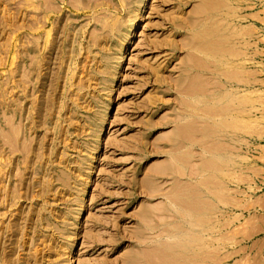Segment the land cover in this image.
<instances>
[{
    "label": "rangeland",
    "instance_id": "1",
    "mask_svg": "<svg viewBox=\"0 0 264 264\" xmlns=\"http://www.w3.org/2000/svg\"><path fill=\"white\" fill-rule=\"evenodd\" d=\"M200 1L0 0V264H147L162 246L181 264H264V0L208 16ZM203 28L233 35L225 61L189 45ZM184 71L216 102L187 94ZM187 119L212 136L176 149ZM179 182L211 204L200 224Z\"/></svg>",
    "mask_w": 264,
    "mask_h": 264
},
{
    "label": "bare ground",
    "instance_id": "2",
    "mask_svg": "<svg viewBox=\"0 0 264 264\" xmlns=\"http://www.w3.org/2000/svg\"><path fill=\"white\" fill-rule=\"evenodd\" d=\"M228 2V0H218V1H215L214 2V4L211 2V1H209V0H203L202 2L200 1V6L199 7H196V13H198L199 12V14H202L203 12V15L205 14V12H206V15L208 16V14L207 13H211V12H213V11H215V9H219V8H223V6H225V3L226 4H228L227 3ZM146 1H144L142 4H143V6H142V8H144L145 6H146ZM230 5V4H229ZM228 5V6H229ZM194 10V11H195ZM220 10H222V9H220ZM197 16V15H196ZM139 16L138 15H136V17L134 18V21H133V24H132V26L135 24V22L137 21V18H138ZM202 17V16H201ZM206 17V16H205ZM212 16L210 15V18H211ZM213 18H214V16H213ZM212 18V19H213ZM201 19V18H200ZM203 20H204V18H202ZM207 19V18H206ZM205 19V20H206ZM215 19V18H214ZM213 19V20H214ZM209 19H207L206 20V22L208 21ZM198 21L199 22H203V21H201V20H199L198 19ZM192 22H194V21H192ZM198 22V23H199ZM196 24V23H195ZM195 24H193L194 26H192V23H191V26H192V28L193 29H195V26L197 25H195ZM199 24H201V23H199ZM203 24V23H202ZM226 24H228V23H226ZM229 25H231V23H229ZM198 26V25H197ZM206 26V25H205ZM227 26V25H226ZM225 26V27H226ZM230 27V26H229ZM206 28V27H205ZM208 28V27H207ZM227 28V27H226ZM209 29V28H208ZM201 30V29H200ZM220 29H218V31L217 30H212V31H210V30H207V29H205L204 30V28L201 30V32H198V33H194V34H192V41H190L189 42V45L191 46V47H193V48H195V50H198V51H200V52H204L205 54H207L208 56L210 55V57L211 56H213V58L215 57H219L218 59H217V62H216V65L219 63V61L220 62H222L223 60L225 61L227 58H228V55L230 54V52H231V50L232 49H230L232 46H228V43H231L229 40L231 39V37H233V35L231 34V33H229L228 31H226V30H224V31H219ZM199 31V30H198ZM226 31V32H225ZM221 32V33H220ZM228 33L231 35H228ZM210 34L213 36V38L215 37V38H217V39H210V41L206 38V37H209L210 36ZM238 34V33H237ZM236 34V36L237 37H239L238 35ZM211 36V37H212ZM210 38V37H209ZM234 38H235V35H234ZM233 39V38H232ZM237 39V38H236ZM234 40V39H233ZM232 40V41H233ZM127 41H130V38L127 40ZM233 49H235L234 47H233ZM201 53V54H202ZM203 53V54H204ZM232 54H234V53H232ZM193 55V54H192ZM204 56H206V55H204ZM199 57H201V56H199ZM198 57V58H199ZM230 57V56H229ZM189 58V59H188ZM202 58V57H201ZM206 58V57H205ZM204 58V59H205ZM226 58V59H225ZM187 59H188V61L189 62H192V64L194 65V63H195V65L196 66H199V67H204V65L205 64H207L206 62H203V59L202 60H200V59H198V60H194V57L193 56H189V57H187ZM208 59L209 58H207V60L206 61H208ZM194 60V61H193ZM188 62V64L189 65H187V64H185V65H187V66H190L189 67V69H191L192 70V64L191 63H189ZM208 62H210V61H208ZM229 64H230V61H229ZM194 65V66H195ZM209 65V68H210V64H208ZM211 65H213V64H211ZM215 65V66H216ZM223 65H225V64H223ZM206 66V65H205ZM217 67H219V66H217ZM216 68V67H215ZM227 70V69H226ZM228 71L229 70H227V76H229L230 75V73H228ZM186 72V75H187V78H188V80L190 81V84L188 85V86H186L185 88H186V92H187V94H189V95H191V97L193 96V95H197V93H199V95L201 94V98L202 99H204V100H209L208 102H211L210 100H214L215 98H217L216 97V93H214V92H210V90H209V87H208V90H207V87L205 86L206 84H204V83H206V82H204L202 79H201V76L200 75H197V74H192L191 72H187V71H184V73ZM229 74V75H228ZM193 75V76H192ZM185 76V75H184ZM226 76V77H227ZM232 76V75H231ZM230 77V76H229ZM228 77V78H229ZM186 78V79H187ZM230 78H232V77H230ZM228 81H231V79H228ZM185 82V81H184ZM223 85H225V84H223ZM208 86V85H207ZM226 88V87H225ZM214 91H215V89H213ZM218 90V89H217ZM225 91L226 90H224L223 92L225 93ZM185 92V91H184ZM185 92V93H186ZM227 92V91H226ZM229 93V92H228ZM227 93V94H228ZM206 94H209V95H211L212 97H209V96H207ZM226 94V93H225ZM222 97H224V96H222ZM228 98V97H227ZM219 99V98H218ZM242 99H243V97H242ZM157 100V99H156ZM196 100V99H195ZM217 100V99H216ZM221 100V99H220ZM227 100V99H226ZM215 101V100H214ZM244 101V100H243ZM190 102V101H189ZM199 102V101H198ZM216 102V101H215ZM214 102V103H215ZM230 102V101H229ZM186 103H188V101L186 102ZM193 103V102H192ZM202 103V102H201ZM200 103V104H201ZM205 103V102H204ZM189 105L188 106H191L190 104H191V102L190 103H188ZM195 104H197V103H195ZM199 104V103H198ZM197 104V105H198ZM208 104V103H207ZM229 104V103H228ZM230 104H232V103H230ZM226 105H227V103H226ZM226 105H223V106H226ZM214 106V105H213ZM213 106H211V105H208L207 107H206V110H207V112H208V116H212L213 115V113H214V115H216V111H214V109H216L215 107L213 108ZM234 106V105H233ZM231 107V105H227L226 106V108H225V110H224V113H228V111L227 110H229V114L230 113H232V112H230L231 111V109H229ZM192 108H193V105H192ZM241 108V107H240ZM195 109V108H194ZM203 109H204V106H203ZM242 109V108H241ZM199 110V109H198ZM200 110H202V109H200ZM212 110L214 111L213 113H212ZM222 110V109H221ZM237 110V109H236ZM236 110H234V111H236ZM205 111V110H204ZM223 111V110H222ZM225 111H227V112H225ZM242 111V110H241ZM205 113V112H204ZM212 113V114H211ZM211 114V115H210ZM192 114H190V116H191ZM199 115V114H198ZM213 115V116H214ZM186 116V115H185ZM193 116V115H192ZM194 116H195V114H194ZM206 116V115H205ZM215 117V116H214ZM185 118V117H184ZM191 119V118H190ZM206 119V118H205ZM208 119V118H207ZM187 120H189V119H187ZM209 120V119H208ZM234 120V119H233ZM195 121H197V120H195ZM194 121V119H192V120H189L187 123H183V124H180L179 123V125L178 126H176L177 128H175L176 130H175V134L173 135L174 137L173 138H175V143H174V145H176V149L177 148H179L180 150L181 149H183L184 147L183 146H185V143H186V141L188 140L189 141V143L190 144H192V145H194L195 144V142H196V140H199V138H198V136H204L203 134H205L206 136H208V135H211L212 136V130H214V129H212V127L213 126H211V122L210 121H208V122H210V123H205V125H200L199 123H196ZM213 121V120H212ZM198 122V121H197ZM201 122V121H200ZM206 122V121H205ZM231 122H232V120H231ZM204 123V122H203ZM213 123V122H212ZM229 123H230V120H229ZM229 123H227L226 122V124H225V126H223V127H226L227 128V126L229 125H232V124H229ZM233 123V122H232ZM236 123V122H235ZM224 123L222 122V125H223ZM221 125V126H222ZM236 125V124H235ZM234 124H233V126L232 127H234L235 126ZM232 127H230V128H232ZM225 128V129H226ZM216 130V129H215ZM228 130V129H227ZM216 133H214V135H215ZM173 142H174V140H173ZM188 143V144H189ZM215 144H216V142H214ZM189 144V145H190ZM197 144V143H196ZM189 145H188V147H189ZM217 145V144H216ZM215 145V146H216ZM197 146V145H196ZM218 146H219V144H218ZM218 146H216L215 148V150H218L217 149V147ZM182 147V148H181ZM187 147V148H188ZM221 147V146H220ZM231 149V148H230ZM227 151V150H226ZM192 152V151H191ZM187 154H189V153H187ZM191 155V154H190ZM194 155H196V154H194ZM189 157L190 158V156H188V155H185L184 154V156L182 155V156H175L174 158V161H175V163L174 162H172V164H168V167H169V165H170V169H172V171H171V173L173 174V171L175 172V173H178L179 174V176L180 175H184L185 174V170H184V166L186 165V161L188 160L187 159V157ZM186 157V158H185ZM210 159V158H209ZM212 159V158H211ZM214 159H216V158H214ZM190 160V159H189ZM188 160V162H190ZM210 161V160H209ZM209 161H207V164L205 165L206 167H208L207 165H208V162ZM212 162H211V164H213L214 165V163H213V161L214 160H211ZM217 162H219V161H217ZM174 163V164H173ZM206 163V162H205ZM210 163V162H209ZM190 165V164H189ZM212 165V167L214 168H216V164L213 166ZM192 166V165H191ZM210 166V165H209ZM165 167V164H163V165H159L158 166V168H159V170L161 169V168H164ZM219 167H220V165H219ZM219 167H217V169L219 168ZM192 168V167H191ZM191 168H190V170H191ZM201 168H202V170H203V166H201ZM209 169H211L210 167H208ZM207 168V169H208ZM212 168V169H213ZM214 168V169H215ZM221 168V167H220ZM165 169H166V167H165ZM194 168H192V170H193ZM200 169V168H199ZM206 169V168H205ZM204 169V170H205ZM208 169V170H209ZM162 170H164V169H162ZM191 170V171H192ZM216 170V169H215ZM161 171V170H160ZM197 171H199V170H194V172L195 173H191V177H193V175L192 174H195V176L196 175H198V172ZM164 172V171H163ZM165 172H167V171H165ZM170 172V171H169ZM196 172H197V174H196ZM174 173V174H175ZM200 173V172H199ZM173 174V175H174ZM175 175H177V174H175ZM182 176H180V177H182ZM190 176V175H189ZM194 178V177H193ZM197 178V177H196ZM198 178H200V177H198ZM150 180V179H149ZM196 181H198V180H196ZM147 182H150V181H146V183ZM190 182H188V184H187V187L186 188H188L189 190H188V193H185V191H184V186H186V184L184 185L183 183V187L180 189V191H182L183 193H185L186 195L188 194V196H186V200L185 199H183V197H181L182 196V194L181 195H179L180 193H177V195L178 196H176L177 198V201H178V203H182V204H184V203H186L187 205H185V207L187 208L186 210H187V213H190L191 215H193L194 217H196L197 219H198V215L199 214H202V212L203 211H210L211 210V204H207L206 205V207L207 208H204L203 207V204L201 203V202H199L198 200H199V197L201 196V193L199 192V191H197L198 190V187H197V190H196V188H194V187H192V185H191V183L189 184ZM148 184V183H147ZM150 184V183H149ZM180 182L177 184L178 185V187L176 186V188L178 189V188H180V186L182 185ZM195 184H197V183H195ZM198 185V184H197ZM185 188V189H186ZM176 192H177V190H175ZM178 191H179V189H178ZM197 191V192H196ZM210 192H214V193H216V191L215 190H212V191H210ZM211 194V193H210ZM176 195V194H175ZM184 196V197H185ZM194 197L195 198H198V200H195L194 199ZM192 199H194L193 201H191ZM176 200H174V202H175ZM177 203V202H176ZM183 206V205H182ZM212 210H213V208H212ZM172 217V216H171ZM196 220V219H195ZM200 222H202V220L201 219H198V223L200 224ZM176 226V225H175ZM178 226V225H177ZM213 226H215V225H213ZM179 227V226H178ZM166 231H167V229H166ZM170 231V230H169ZM168 232V231H167ZM163 244V243H162ZM158 247V246H157ZM157 247H155V249H157ZM162 247H165V248H158L156 251H153V249H152V251L153 252H149L148 254L145 252V254H147V259H148V261L147 260H145V261H147L146 263L147 264H181L180 263V261H179V252H177V253H175L174 251H169V250H171V249H168V248H166V246H162ZM154 249V250H155ZM174 249V248H173ZM174 252V253H173ZM140 255V254H139ZM138 255V256H139ZM144 255V254H143ZM136 257V256H135ZM182 257V256H181ZM143 258V257H142ZM144 259H145V257H144ZM137 262V261H136ZM141 262V264H143L142 263V261H139V263ZM145 264V263H144Z\"/></svg>",
    "mask_w": 264,
    "mask_h": 264
}]
</instances>
